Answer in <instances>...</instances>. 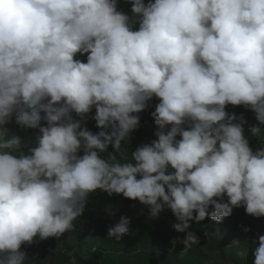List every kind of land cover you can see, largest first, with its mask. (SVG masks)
Returning a JSON list of instances; mask_svg holds the SVG:
<instances>
[{"label":"clouds","instance_id":"1","mask_svg":"<svg viewBox=\"0 0 264 264\" xmlns=\"http://www.w3.org/2000/svg\"><path fill=\"white\" fill-rule=\"evenodd\" d=\"M125 2L130 14L118 0H0V264L75 231L97 190L152 219L170 210L183 251L200 243L190 221L241 207L264 218V141L254 150L243 114L226 110L251 111L252 136L264 129V0ZM154 97L156 139L128 160L122 143ZM13 120L37 130L26 151ZM129 225L122 215L107 237ZM252 243L264 264V235Z\"/></svg>","mask_w":264,"mask_h":264},{"label":"trees","instance_id":"2","mask_svg":"<svg viewBox=\"0 0 264 264\" xmlns=\"http://www.w3.org/2000/svg\"><path fill=\"white\" fill-rule=\"evenodd\" d=\"M118 2L119 9L130 14L131 6L125 0ZM77 58L86 62V54ZM157 103L159 101L154 97L149 102L150 106L138 114L139 129L131 134L130 141L122 143L121 150L128 160L136 147L156 139L151 112ZM226 110L243 114L247 121L245 135L250 140V146L254 150L259 147L260 141H264V129L259 136L248 132V128L256 123L254 114L242 107L228 106ZM87 127L94 133L98 131L91 119ZM7 128L8 138L19 137L25 151L33 146L37 130L21 128L14 120ZM108 151H112L111 147ZM118 158L121 163L125 162L123 158ZM122 215L130 218L129 234L120 241L108 238L107 230L118 223ZM176 222L170 210L166 209L158 218L152 219L148 209L138 202L116 195L109 197L97 190L89 196L83 215L73 222L75 231L66 232L59 240L49 238L31 246L22 245L21 250L26 252L25 264H73L74 261L75 264H253L255 244L252 242L264 235V218L250 217L245 214L244 208H238L219 223L210 219L199 224L190 221L189 230L195 233L200 243L183 251L182 243L172 244L173 240L183 239V234L171 227ZM244 229L249 231L245 233Z\"/></svg>","mask_w":264,"mask_h":264},{"label":"rangeland","instance_id":"3","mask_svg":"<svg viewBox=\"0 0 264 264\" xmlns=\"http://www.w3.org/2000/svg\"><path fill=\"white\" fill-rule=\"evenodd\" d=\"M92 115H94V112H92ZM241 208H243V207H241ZM241 208H239V209H241ZM195 215V214H194Z\"/></svg>","mask_w":264,"mask_h":264}]
</instances>
